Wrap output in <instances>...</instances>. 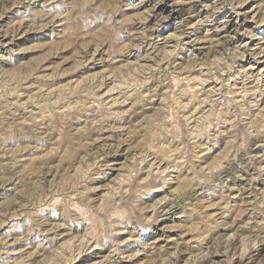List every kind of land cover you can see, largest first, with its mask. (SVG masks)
<instances>
[{"label": "rangeland", "instance_id": "1", "mask_svg": "<svg viewBox=\"0 0 264 264\" xmlns=\"http://www.w3.org/2000/svg\"><path fill=\"white\" fill-rule=\"evenodd\" d=\"M211 3L212 0H201L197 16L189 17L188 21L194 23L207 15L209 9L203 4ZM262 3L264 0H249L239 10L238 20L243 28L264 40V22L256 23L257 9ZM184 7L176 0H163L159 4L157 0H121L114 19L126 23L121 34L113 36L102 26L86 27L82 20L76 25H66L63 17L44 26L39 18H33L35 12H45L42 4L29 5L27 0H4L0 4V33H3L0 35V57H3L0 58V264H108L104 257L109 255L110 247L90 238V225L83 219L79 225L31 234H27L28 221L47 219L49 204L62 211L67 203L57 201L64 200L65 195H71L79 203L75 194L85 187L91 189L87 194L91 205L106 209L113 201H120L121 195L133 200L134 189L143 181L154 189L151 198L137 202L143 207L165 197L170 202L176 190L192 180V165H173L176 160L183 162L185 133L197 131V122L205 114L203 109L209 107L199 102L207 99L202 88L210 90L218 86L220 76L226 77L234 70L229 67L225 71L221 67L216 75L223 57L213 54L211 43L202 40L195 46L199 66L190 69L182 82L171 86L175 91L167 83H159L162 69L170 63L187 65L191 59L186 49H180L177 55L162 43H175L172 38L177 36L178 22L184 19ZM244 12L248 13L247 19ZM141 13L150 14L146 20L134 19ZM162 16L168 19L156 26ZM224 17L236 23L235 13L228 8L216 13L217 21ZM70 27L75 31L70 33ZM196 35L203 36L200 26ZM247 39L237 33L229 47ZM117 41L123 50L113 55ZM258 42L254 40L250 46ZM128 44L137 47H125ZM158 61L161 62L157 67ZM237 65L253 73H264V58L257 61L247 56L245 61L237 60ZM210 74L213 79H208ZM153 75L155 79L143 83L145 77ZM260 83L264 85V77ZM233 84L241 87V82ZM170 92L178 104H188L187 107L177 110L168 99ZM181 92L186 95L181 97ZM195 93H200L199 100L189 104ZM247 100L252 106L242 108L241 127L250 129L249 155L261 157L264 150L255 145L264 141V96L257 92ZM185 122H190L188 128ZM231 127L222 126V135L214 143H209L206 136H193L194 145L189 147L199 146L196 152L199 160L193 163L200 168H214L220 157L229 152ZM116 145L119 151L113 152ZM258 163L264 164V160ZM255 168L253 165L248 171L254 173ZM150 172L156 175L150 176ZM248 178V173L242 172L229 182L226 190H213L212 196L201 192L199 197L189 199L190 204L197 199L203 201L208 215L218 213V202L225 193L235 206L223 218L226 226L218 227L206 240L209 246L217 245V254L213 256L217 264L235 250L234 244L241 253L247 251L257 260L264 257V244L256 239L264 225L244 211L253 197L248 191H238L245 187ZM252 183L254 190L264 191V174ZM191 191L187 189L185 196ZM41 208L43 212L34 216ZM89 219L95 225L104 220V213ZM198 219L195 214L187 216L180 207L167 213L143 244L132 242L127 232L121 233L119 239L127 243L121 245L119 264H171L170 258L178 253L183 264H205L200 259L202 249L193 239L195 233L186 231ZM57 222L63 225V220L50 221L53 225ZM153 240L155 253L145 247ZM125 256L134 260L123 259ZM112 264H116V259Z\"/></svg>", "mask_w": 264, "mask_h": 264}, {"label": "clouds", "instance_id": "2", "mask_svg": "<svg viewBox=\"0 0 264 264\" xmlns=\"http://www.w3.org/2000/svg\"><path fill=\"white\" fill-rule=\"evenodd\" d=\"M27 2L29 5L33 3L42 4L45 8V12L37 11L33 14V18H39L44 22V26L53 23L58 17H63V23L66 25H76L78 21L82 20L86 27L89 24L93 27L102 26L115 36L121 34V29L124 23H126V21H116L114 19L120 9L121 0H27ZM176 2L185 6L183 8L184 19L178 22L177 36L172 38L175 40V43L171 41H162V43L170 47L173 53L177 55H179L180 49H186L187 55L191 59L187 65L170 63L168 68L161 70L159 83H167L171 88L174 83L182 82L185 76H189L190 69L199 66V61L195 56V46L202 40H207L211 43L213 54H219L223 57L220 66L216 68V75H219L221 67L225 71H228L229 67L234 70L229 72V75L226 77L220 76L218 86H213L210 90L202 88V91L207 95V101L200 100L199 102L201 105L207 103L209 107L203 109L205 114L197 122V131L193 133L189 130L185 133L187 143L185 144V152L182 153L183 162L176 160L173 165L179 167H183L184 163L192 165L190 168L193 174L192 180L185 186L178 188L176 193L171 197L170 202L169 197H165L157 200L155 204L143 207L139 206L137 202L143 198H151L154 192V189L145 185L143 181L134 189L135 198L133 200H128L125 196L121 195L120 201H113L112 205L106 209H95L91 205V202L87 200V194L91 189L85 187L75 194L79 199V203L71 195H65L64 200L57 201V203H67V207L62 211L57 210L54 204H49L47 207L50 211L47 219L29 220L27 234L33 232L45 233L62 226L72 227L79 225L81 219H83L90 225V238L98 244L102 243L103 246L110 247L109 255L104 257V261L112 264L113 260L116 259V264H119L118 258L121 245L127 243L126 240L119 239L121 233L127 232L132 242L143 244L146 239H149L154 234L167 213L183 207L187 216L191 217L195 214L199 217L198 221L191 228H187L186 231L195 233L193 239L197 241L199 247L202 249L200 259L205 264H217L213 260V256L218 251L217 245L211 244L209 246L206 244V240L208 235L218 227L226 226L222 223L223 218L230 215L235 210V206L230 203L231 197L225 193L218 202V213L208 215L205 212L203 201L197 199L195 204H190L189 199L199 197L201 192L212 196L214 194L213 190L218 191L221 188L226 190L229 182L242 172L248 173L249 178L245 187L238 189V191L241 193L248 191L253 197L244 206V211H248L250 215H254L264 225V191L254 190L252 183L253 180L259 179L261 174H264V164L258 163L264 160V156L256 157L249 155L248 138L250 129L246 126L241 127L242 108L252 106L249 104L247 97L249 95L255 96L257 92L264 96V85L260 83L261 78L264 77V73H253L247 68L237 65V60L245 61L247 56H251L257 61L260 58H264V47H262L264 46V40L259 39L254 32L243 28V25L238 20V17L241 15L239 10L243 9L249 0H212L211 4H203L204 8L209 9L207 15L196 19L194 23L189 22L188 18L197 16V6L201 4V0H176ZM2 3H4V0H0V4ZM159 3H163V0H157V4ZM225 8L235 13L237 17L235 24L228 17H224L219 21L216 20V13L221 12ZM257 11L259 12V17L256 19V23L259 25L264 22V3L259 6ZM149 14L141 13L139 16L134 17V19L143 18L146 20ZM243 15L245 19L248 18L247 12H244ZM167 19V16H162L157 21L156 26ZM197 26H200L201 30H203V36L196 35ZM74 31V28H69L70 33ZM213 32L217 34L215 37L212 35ZM237 33L248 37V39L243 43L237 44L236 47L230 48L229 42L235 40ZM2 34L0 33V35ZM186 36L189 37L188 40H184ZM254 40H259V42L254 46H250ZM118 44V41L115 42L113 55H115L116 51L123 50L118 47ZM155 44L156 42L154 41V51ZM187 45H192V48H186ZM125 47L133 48L137 47V45L128 44ZM160 62L158 61L157 67ZM213 78L211 74L208 76V79ZM148 79H155V75L145 77L143 83H147ZM233 81L241 82V87L239 89L236 88ZM249 81H252V83H249ZM171 90L175 91L174 88H171ZM179 95L183 97L186 95V92H181ZM237 95H239V99H237ZM199 98L200 93H195L189 99V104L193 100H199ZM168 99L172 100L173 106L177 107V110L187 107L185 104H178L172 98L171 92L168 94ZM189 123L185 122L186 128H188ZM229 124L232 127L228 135L233 137L229 141V152L220 157L214 168H200L194 164V161L199 160V157L196 155L199 146L195 145L194 148L189 147L194 145L193 136L199 138L203 135L208 138L209 143H214L216 137L222 135L220 128ZM255 147L264 150V141L259 142ZM205 150L210 151L211 149L205 148ZM112 151H119V145L113 147ZM229 153L231 154L229 155ZM245 160L248 161L247 164ZM253 165L256 166L254 173L248 171L249 167ZM155 175V172H150V176L154 177ZM160 176H164V173L160 172ZM164 178L165 180L170 179V177ZM187 189H192V191L185 196ZM196 189H199V191H196ZM181 201L183 202L181 203ZM72 208H75L76 211L72 212ZM189 208L192 209L191 212H189ZM42 212L43 209L41 208L37 210V213H33V215L37 216ZM100 212L104 213V220L102 222L97 221L94 225L92 219H89V217L99 216ZM240 215H243V211ZM60 220H63V225L59 222L54 225L50 223V221ZM256 239L261 244H264V229L261 230V234L256 236ZM187 243H191V241ZM145 247L152 248L154 253L157 251L155 240L151 244L145 245ZM252 247H255V245L253 244ZM233 248L235 250L227 255L225 260L221 261L220 264H233L234 260L236 264H264V257L257 260L254 256L249 255L247 251L241 253L238 250L237 244H234ZM159 251L163 252L164 250L160 249ZM219 252L223 254V249L220 248ZM123 259L134 260V257L125 256ZM170 260L171 264H183V261L180 259V253L175 258H170Z\"/></svg>", "mask_w": 264, "mask_h": 264}, {"label": "bare ground", "instance_id": "3", "mask_svg": "<svg viewBox=\"0 0 264 264\" xmlns=\"http://www.w3.org/2000/svg\"><path fill=\"white\" fill-rule=\"evenodd\" d=\"M224 70V69H223ZM207 80V79H206ZM207 81H209V80H207ZM206 83V82H205ZM206 101H207V99H206ZM188 105V104H187ZM196 110V109H195ZM136 154V153H135ZM145 160V159H144ZM152 164V163H151Z\"/></svg>", "mask_w": 264, "mask_h": 264}]
</instances>
